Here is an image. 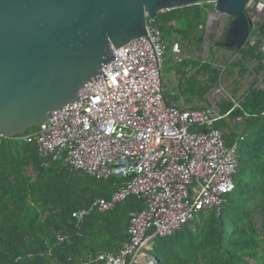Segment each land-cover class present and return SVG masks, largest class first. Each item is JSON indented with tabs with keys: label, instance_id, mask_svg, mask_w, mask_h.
I'll return each instance as SVG.
<instances>
[{
	"label": "built area",
	"instance_id": "2783aa9c",
	"mask_svg": "<svg viewBox=\"0 0 264 264\" xmlns=\"http://www.w3.org/2000/svg\"><path fill=\"white\" fill-rule=\"evenodd\" d=\"M204 3L206 10L215 9L199 25L203 41L197 49L207 58L208 46L224 36L226 18L215 0ZM246 12L252 27L244 46L259 48L264 67V31L258 29L264 0H249ZM252 31L257 35L251 37ZM168 49L156 18H148L145 35L112 48L115 57L101 66L108 83L102 73L97 83L89 79L79 90L80 102L63 104L53 111L51 122L48 114L35 130L16 136L0 132V143L34 141L45 159L62 161L97 179L122 180L110 198H98L91 209L111 211L131 196L142 202L141 210L129 213L128 237L119 250L90 255V263L154 264L147 249L155 238L175 233L201 211L219 214L234 190L239 142L228 144L214 127L229 113L222 114L218 98L208 97V104L198 107L168 100L162 76ZM170 49L175 63L184 59L180 41ZM259 87H264L262 81ZM88 213L78 210L73 217L81 222Z\"/></svg>",
	"mask_w": 264,
	"mask_h": 264
},
{
	"label": "trees",
	"instance_id": "16d2710c",
	"mask_svg": "<svg viewBox=\"0 0 264 264\" xmlns=\"http://www.w3.org/2000/svg\"><path fill=\"white\" fill-rule=\"evenodd\" d=\"M198 6L183 8L188 11L192 7L197 12ZM180 10L159 15L168 18L174 28L171 22ZM201 23L196 33L177 28L168 51L174 41L190 44L198 38L202 42ZM258 29L264 31V20ZM224 37L225 33L218 44L222 45ZM236 50L241 54L236 58L240 62L237 76L242 78L249 72L254 79L237 101L239 107L232 101L220 104L222 114L229 113L232 120L241 118L232 126L241 130L234 190L219 214L201 211L180 230L159 237L152 255L154 264H264V87H259L260 81L264 83V67L258 47L247 43L244 51ZM175 64L181 93L196 95L204 102L218 84V68L201 58L192 65L186 58ZM191 67L192 74L188 71ZM224 120L214 127L222 126ZM221 131L228 144L235 142L230 130ZM121 183L118 178L97 179L62 161L45 159L34 141L1 142L0 264H101L88 262L89 256L117 252L128 237L129 213L143 208L142 202L131 196L111 211L91 209L98 198H110ZM82 209L89 213L78 222L73 213Z\"/></svg>",
	"mask_w": 264,
	"mask_h": 264
},
{
	"label": "water",
	"instance_id": "95a60500",
	"mask_svg": "<svg viewBox=\"0 0 264 264\" xmlns=\"http://www.w3.org/2000/svg\"><path fill=\"white\" fill-rule=\"evenodd\" d=\"M205 1L0 0V132L22 135L48 114L51 122L55 109L80 102L89 79L102 73L107 82L101 66L115 57L112 48L145 35L148 18ZM248 1L215 0L232 18L226 48L241 49L249 37Z\"/></svg>",
	"mask_w": 264,
	"mask_h": 264
},
{
	"label": "rangeland",
	"instance_id": "374dc122",
	"mask_svg": "<svg viewBox=\"0 0 264 264\" xmlns=\"http://www.w3.org/2000/svg\"><path fill=\"white\" fill-rule=\"evenodd\" d=\"M204 2L201 3L200 6H198V11L194 12L193 8L191 7V10H184L183 7H178L182 8V10L175 12V16H173L174 19L171 23H175L174 28H171L169 25L170 22L168 21V18H164L163 14L158 15L156 17L157 23L160 26L164 39L167 42H170L173 38H175V33H177V28H185L187 29L190 33L194 32L196 33L198 27V23L202 22L205 23L207 19L208 12H215V9L211 7L210 9L206 10L204 8ZM187 11V12H186ZM164 12V11H161ZM160 12V13H161ZM168 16V15H167ZM226 18V26L227 29L232 21V18L225 15ZM225 29V33L227 31ZM258 31H252L251 32V37L256 36ZM177 37V36H176ZM225 39V37H224ZM224 41V40H223ZM222 41V43H223ZM181 42V41H180ZM183 51L184 55L183 57L187 59V62L192 65L193 62L196 60H199L201 58V61L206 59L210 60L211 63H213V66L217 67L219 72H220V78L218 81V84L209 92L206 94L204 97V102L199 99L198 96L196 95H184L181 93V90L179 88V76L175 72L176 64L173 61V56L170 52V50L166 54V58L162 67V76L164 80V91L165 95L168 98H171L172 100L177 101V103H183L184 106L189 107V106H200L202 103L203 104H208V97H211V99H219L222 101H229L231 98L225 93V91L222 90L225 89L230 93V95L233 96V102L235 104L236 101H241V97L243 93L247 90V88L252 84L254 76L251 73H246L242 78H239L237 76V70L240 68V62H237L238 57L241 56L240 53H235L237 48H226L223 45L217 44L215 46H208L210 52L207 58H205V54H203L201 49H197V47L202 45V42L198 41V38H195L191 40L190 44H183ZM200 44V45H199ZM245 46L241 48L242 51H244ZM204 57V58H203ZM190 71V74L194 72V68L191 67L188 69ZM238 80V81H237ZM217 90H220L217 93ZM239 120L237 119H231L228 117L225 119L221 125H227L228 127L223 128L222 126L218 127L219 129L229 132L232 136H235V141H238V136L241 132L239 127L237 126L236 128H233L235 123L238 122ZM226 122V123H225ZM229 123L231 125V129L229 128ZM199 128V127H197ZM200 129H203L200 127ZM22 143V141H19ZM111 190V189H110ZM112 192V191H111ZM159 237L155 238L150 244H149V249H147V252L150 256L153 255L154 252V247L155 245L158 244ZM154 259H151V262Z\"/></svg>",
	"mask_w": 264,
	"mask_h": 264
},
{
	"label": "crops",
	"instance_id": "0c3cea01",
	"mask_svg": "<svg viewBox=\"0 0 264 264\" xmlns=\"http://www.w3.org/2000/svg\"><path fill=\"white\" fill-rule=\"evenodd\" d=\"M168 98V97H167ZM169 100L171 99V98H168ZM171 102H174V103H176V104H178V105H180V106H184V104L181 102L180 104L179 103H177V101H175V100H171ZM186 107V106H185ZM189 107H191V106H189ZM229 117V116H228ZM236 142V141H235ZM122 184V183H121ZM112 195V194H111Z\"/></svg>",
	"mask_w": 264,
	"mask_h": 264
}]
</instances>
